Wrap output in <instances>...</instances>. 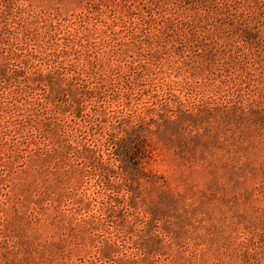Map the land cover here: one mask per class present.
<instances>
[{"label": "rangeland", "instance_id": "obj_1", "mask_svg": "<svg viewBox=\"0 0 264 264\" xmlns=\"http://www.w3.org/2000/svg\"><path fill=\"white\" fill-rule=\"evenodd\" d=\"M0 67V264H264V0H0Z\"/></svg>", "mask_w": 264, "mask_h": 264}, {"label": "trees", "instance_id": "obj_2", "mask_svg": "<svg viewBox=\"0 0 264 264\" xmlns=\"http://www.w3.org/2000/svg\"><path fill=\"white\" fill-rule=\"evenodd\" d=\"M157 28L159 30H158V33H156V36H157L159 42L165 41V40H167V38H173V37H178V36H185L186 37L185 41L196 40V36H197L196 33H192L190 36H187V33L184 32L185 30H181L183 28L181 24H175L174 22H172L170 20H169V23L167 22V26L164 27L163 29H161L160 27H157ZM170 33H171V35L173 34L172 37L167 36ZM133 38L135 40L136 37L134 36ZM181 40H183V39H181ZM0 70L4 71L3 69H0ZM39 80H44V79L41 78ZM54 82H58V81H54ZM69 86H70V84H69ZM74 93H76L75 90H74ZM63 95H66V91L64 92ZM37 105L41 106V105H43V102L41 100H39ZM34 108H37V106H35ZM40 127H42V126H40ZM45 163H46V161H44V159H43L41 164L44 166Z\"/></svg>", "mask_w": 264, "mask_h": 264}]
</instances>
